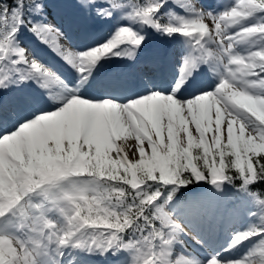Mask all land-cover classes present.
Instances as JSON below:
<instances>
[{
	"label": "snow or ice",
	"instance_id": "obj_1",
	"mask_svg": "<svg viewBox=\"0 0 264 264\" xmlns=\"http://www.w3.org/2000/svg\"><path fill=\"white\" fill-rule=\"evenodd\" d=\"M167 3L77 0L86 14L130 21L80 52L47 21V0H0V89L34 80L53 97L46 106L26 99L7 116L0 97V264H39L41 249L53 242L54 264L69 245L102 255L127 251L128 264H264V195L251 190L264 183V0H234L218 12L202 0H172L183 15L162 13ZM133 23L186 38L176 81L124 102L89 98L80 89L101 59L136 58L145 36ZM24 27L79 78L63 80L20 46ZM241 45L249 47L241 52ZM201 64L219 74L218 84L182 97ZM194 180L239 181L261 206L262 226L234 234L225 249L258 237L243 257L202 260L177 250L188 230L166 205Z\"/></svg>",
	"mask_w": 264,
	"mask_h": 264
},
{
	"label": "rangeland",
	"instance_id": "obj_2",
	"mask_svg": "<svg viewBox=\"0 0 264 264\" xmlns=\"http://www.w3.org/2000/svg\"><path fill=\"white\" fill-rule=\"evenodd\" d=\"M228 2L232 3V2H234V0H202L204 7L208 8V9H212V10L217 11V12L223 10L224 3H228ZM59 4H61L64 7V9L66 11L65 13H67V14L71 13L70 16L72 18V22H73V19H75L74 17H76V16L79 17V18H76V20H78L76 22V24L78 23L77 25L81 26L82 28H84L85 26L98 27V26L104 25V23L107 22V21H103L102 24H99L100 19L102 17H97L94 12L90 14L91 16H88V14H86L83 11H80V12L76 11L75 7L73 8V6L75 4H77L76 0L75 1L74 0H51L50 3L47 2L46 12H45L46 18H47V21H50L53 24H55L57 27H59L61 31L63 30V27H62L63 21L62 20L65 17L63 15H60V12L57 13V11H56V8L60 6ZM69 8H70V10H68ZM164 8H165L164 12H167L171 9L178 14H181V15L185 14L184 9L179 8L175 4L173 5L172 2H168L164 6ZM119 15H120L119 13H115L111 18L108 19L109 22L106 24L107 28L104 27V31H101L102 33H104V36H101V35L95 36V38H93L92 43L90 45L91 47H94L97 44H101L105 40H107L119 25L130 23V21H128V20H120ZM67 16L69 17V15H67ZM57 17L63 18V19H61V23H60V19H58ZM255 22H256V17H253V18H249L248 20L244 21V24L248 25V24H252ZM111 23H112V25H111ZM108 26H110V27H108ZM131 26L145 36V41L140 48L141 51L139 50V52L142 53L144 51L150 50L152 48V46L155 44L156 37L158 35H162L164 38L169 40L174 45V48H173L174 60L172 61L174 63V65H175V62L182 63V58L184 57V53H182V50L186 46V38L185 37H183L179 34H173L172 36H167V35H164L160 32H157L154 29L149 28L147 26L141 27L138 23H133V24H131ZM109 28H111V29H109ZM32 35H33V37H32ZM27 36L30 40H28L26 38ZM17 39L19 40L20 46L26 48L27 51H29V50L32 51L33 54L37 55L42 61L51 64V61L50 60L48 61V59H49L48 55H46L42 52V48H44L46 50V52L47 51L51 52L52 49L48 45L42 43L33 33L31 34V32H29L26 27L21 29L20 33H18V35H17ZM31 39H34V40H31ZM68 42H69L68 45L71 47V49H74V50H77L80 52H83L84 50L87 49L85 47L77 45L76 42H72V40H70ZM40 47H42V48H40ZM121 47H124V46H121ZM248 47L249 46H247L245 50H247ZM37 48H39V49H37ZM142 50H144V51H142ZM238 50L241 52L245 51V50L241 49V47H239ZM162 52H163L162 49L160 47H158L155 52L153 51V53L149 54L148 59L153 58V57L161 58ZM53 57H55V56L53 55ZM112 58H113V60H116V61L120 59V57H116V56H113ZM53 62L55 64L57 63L56 60H53ZM158 62L159 61H157L156 63H158ZM70 68L74 71L76 70L75 68H73L71 66H70ZM153 68L157 69L156 66H153L152 69ZM171 69L169 71L170 76L172 75ZM152 71H154V69ZM66 73L70 74V71L67 70ZM154 73L155 74L153 75V77H154L153 83H151L150 88L155 87V88L167 90L169 88V86L171 84H173L176 80V78H174V77L168 78V75H166V74H160V73H157L155 71H154ZM150 76H152V75H150ZM201 78H202L201 81H202L203 85L200 88H210V86L213 87L211 84L212 80L209 82V80H207L206 75L204 77H201ZM74 79H76L75 75H74L72 80H74ZM155 81L159 82L160 84L158 86H155ZM72 82H74V81H72ZM218 82H219V78H216L215 81L213 82V83H215L214 86H216L218 84ZM23 88H25L26 91H30L31 89L38 88V85H35L34 83H32V85L30 87L28 86V87H23ZM187 88H188V90H187ZM184 89H186V90H184ZM46 90L48 93V89H46ZM100 90L102 91V89H100ZM183 90L180 93V95L182 97L189 96L193 92V91H191V89L188 86L184 87ZM101 91L94 88L92 92H100L101 93ZM144 92H145V90L143 92H141L139 95L143 94ZM44 95L45 94L42 93L39 96H44ZM39 96H38V98H39ZM109 96H111V95H109ZM17 97L22 98V100L28 99V97L25 93L23 95V92H20V94L17 95ZM112 98L119 100L120 102H124V101L128 100L129 96L127 94L119 95V94L115 93L112 96ZM8 100L11 101L10 103H13L12 102L13 99H12L11 95H9ZM44 100H45V97H44ZM45 101H47V100H45ZM13 105H15V103H13ZM20 106L21 105H18V107H20ZM7 107L8 106H5V105L3 106V108H4L3 113L6 116L8 114L14 112L13 110L6 109ZM5 110H7L8 112ZM128 143L130 146H134L136 142L132 139H129ZM129 158H133L131 153H129ZM210 188H218V186H214V187H210ZM40 199H41V197H39V196H36V195L33 196V200H35V201H39ZM228 201L231 202V206H228L230 209H227V210L224 209L223 212H220V214H216V212H212L211 207L209 210L197 209L196 211H182V210L175 211L176 205L171 201L168 202L166 207L173 213L174 218L186 227L188 232H187V234L186 233L185 234L188 237H191L193 239V236H195L198 238V240L194 239L196 241L195 243L198 244V246L204 245L207 248H210L209 246H211L212 247L211 248L212 254L220 253L221 257H223V258L235 260V259H239V258L243 257L249 251V249L252 246H255V244L259 243V241H257L259 238L253 237L252 240H246V241L242 242L241 244L237 245L236 247H234L232 249H229L227 251H225V249L228 248V245L232 241L234 234H236L238 232H243V231L252 229L255 221H258L261 211L256 209V207L260 206V205H258L256 203V200H254L253 198H250V197H247V199L241 203L240 202L241 200H240L238 194L233 193L231 199H229ZM228 201H227V204L230 203ZM237 209H238V211H237ZM252 213H256V214H252ZM47 215L53 221L61 222L58 215L55 213V211H49L47 213ZM251 215L254 216V219H255L254 222H252L253 217ZM207 220L211 223H209ZM230 220H232V223ZM225 224L226 225L230 224V225H227L224 228ZM196 227H198V228H196ZM211 228L215 230L214 232H216V233H211V235L213 237L216 236L220 239L219 243L217 245H215L214 247L209 241L207 244L204 243V241H203L204 240L203 238H205V236H207L209 234L208 231L212 232ZM221 228H222V231H220ZM203 232H204V234H202ZM218 232H220V233H218ZM181 239L183 241H185L184 237H181ZM186 241H188L190 245L193 244V243H191V241L189 239ZM53 246H54V257L56 258L57 248H56L55 242H53ZM177 246H179V247H177L178 251H185L182 245H177ZM70 247L73 248L72 246H70ZM86 251H87V249H86ZM194 251H195V248H194L193 252ZM73 253L75 254V252H73ZM194 254H195V252H194ZM208 254H209V252H208ZM111 255H114V254L112 251H109V252H107L106 257L110 258ZM115 255L123 257V260H120L119 264H128L129 260L131 259L129 252H127V251L121 250L119 252H116ZM103 258H105L104 255H103ZM38 261H39V264H45L44 259L42 258L41 254L38 257ZM53 261H54V259H53Z\"/></svg>",
	"mask_w": 264,
	"mask_h": 264
},
{
	"label": "bare ground",
	"instance_id": "obj_3",
	"mask_svg": "<svg viewBox=\"0 0 264 264\" xmlns=\"http://www.w3.org/2000/svg\"><path fill=\"white\" fill-rule=\"evenodd\" d=\"M60 15H63L65 18H60L63 19L62 21V27L63 30L62 32L64 33V37L62 39V42L65 43L69 48H71L68 45V41L73 40L74 42H76L77 45H80L82 47H85L87 49L91 48V43L93 38H95V36H104V33H102L101 31H104V27L107 28L106 24L109 22L108 19H104L101 18L100 19V23L102 24L103 21H107L104 23V25L98 26V27H89V26H85L84 28H82L81 26H78L76 24V22L78 20H76V18H79L78 16L74 17L75 19H73L72 22V18L71 16H67L66 13H62L60 12ZM110 27V26H108ZM248 45H241V49L245 50L246 47ZM160 47L162 49V57L161 58H155L154 61L152 62V64H149L148 61V56L149 54L153 53V51L155 52L157 50V48ZM174 45L167 40L166 38H164L162 35H158L156 37L155 40V44L152 46V48L148 51H144V52H137L136 58L133 60H129L127 58H122L120 57L119 60H113V56H109L106 57L104 59H101L95 66V68L92 70V75L89 79V82L87 85L83 86L80 90L81 92H83L86 96H88L91 99H103L106 96L111 95L110 97H112V94H105V92H92L93 89H97L99 91H101L100 89H104V87L110 88V92H112L114 89V87H117V84L119 85L122 81H124L128 86H126V89H129L130 94H127L129 96L128 99H132L135 98L137 95H139L142 91L146 90L147 88H150L151 83H153V75L155 74L154 71H152V67L156 66L157 69L160 71L161 74H166L169 77H174L177 78L178 74H179V68L181 63H174L172 62L174 60V56H173V50ZM188 51L187 45L183 48L182 53H184V56L186 55ZM32 54V56H34L36 59H38L40 62H42L44 65H46L48 68H50L51 70H53L55 73H57L59 75V77H61L63 80L65 81H69L68 76L70 75L69 73H66V75L61 74L60 72H58V68H55L52 66V64L46 63L44 61H42L37 55L33 54L32 51H28ZM52 52V51H51ZM55 53V52H54ZM52 52V54L55 56L56 59H58L60 61L61 65H67L70 66L64 59L61 58V56L57 55L56 53L54 54ZM52 59V58H51ZM157 61H159L158 63H156ZM155 62V63H154ZM172 68V69H171ZM170 69L172 70V75L170 76ZM66 70V69H64ZM205 72V73H204ZM147 74V76H146ZM152 75V76H150ZM207 76V80H209V82L212 80V86H214L215 83H213L215 81L216 78H219V74L212 70V66L208 65V64H201L200 68L198 70V73L195 76V79L192 83H190L189 85H187L191 90H194L195 88H200L203 84L201 81V77ZM212 75V76H211ZM76 79H74L73 81L77 80L79 74L75 75ZM164 76V75H163ZM115 77V79H111ZM150 77V79L148 78ZM166 78V77H165ZM176 81V80H175ZM70 82V81H69ZM32 83H34L35 85H38L36 82H34V80H27L24 82H21L19 84H13L11 85L9 88L6 89H0V97H2L3 99V106H8L6 109L9 110H13L14 112L19 110L18 105H21V102L24 101L22 100V98L17 97V95L20 94V92H23L24 95V91L25 88L23 87H30L32 85ZM111 85V86H109ZM38 89H41V92L43 94H45L44 96H39V98L37 99V101H41L42 104L40 106H46L43 105L44 97L45 99L49 98V94L47 93V90L45 88H42L38 85ZM112 89V90H111ZM183 90V89H182ZM186 90V89H184ZM188 90V88H187ZM29 92V91H27ZM9 95L12 96L13 99V103H15V105H13V103H10L11 101L8 100ZM53 97H51L50 102L52 101ZM37 103V105L39 106V104L41 103ZM4 109V108H3ZM5 123H7V121H5ZM230 225V224H227ZM226 224L224 225V228L227 226ZM212 229V228H211ZM202 231V230H201ZM215 230L212 229V232L208 231V235L205 236V239L208 240L213 247L215 245H217L219 243V238L216 236H212L211 233H216L214 232ZM222 231V228L221 230ZM220 233V232H218ZM184 235V233H181ZM204 234V232L202 233ZM212 237H211V236ZM181 237V235H180ZM188 239L185 238V241L183 243V248L184 250H187L188 253H194V246L195 244L193 243L192 245L189 244L188 241H186ZM207 241V242H208ZM207 244V243H206ZM179 247V246H177ZM201 248V250L205 251V252H209V256L213 255L211 253V246H209L210 248H207L206 246L202 245L199 246ZM76 249H78L77 247H68L67 249H65V251L68 253L66 259L68 260L66 263L67 264H90L89 262L86 263V260H81L77 259L76 257ZM75 252V254L73 253ZM85 258V257H84ZM96 260V258H94ZM44 262L45 264H54L53 259H51L49 257V255L46 256V258H44Z\"/></svg>",
	"mask_w": 264,
	"mask_h": 264
},
{
	"label": "trees",
	"instance_id": "obj_4",
	"mask_svg": "<svg viewBox=\"0 0 264 264\" xmlns=\"http://www.w3.org/2000/svg\"><path fill=\"white\" fill-rule=\"evenodd\" d=\"M9 4L12 0H8ZM172 2V0H168ZM165 8L161 9L163 13ZM239 181L236 183L225 182L218 186V188H210L217 185L210 183L208 180L193 181L186 186L179 187L174 195L171 202H173L179 209L187 211L209 210L211 207L212 212H222L226 207L225 204L231 199L233 193L238 194L240 202L242 203L247 197H255L249 194V191H244L239 187ZM252 191L259 192L264 195V183L256 184L251 186ZM167 194V193H166ZM256 209L261 211V206H257ZM253 214V213H252ZM256 214V213H255ZM261 214L260 212L258 221H255L252 228L261 227ZM252 222H254V216Z\"/></svg>",
	"mask_w": 264,
	"mask_h": 264
}]
</instances>
